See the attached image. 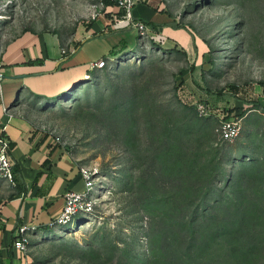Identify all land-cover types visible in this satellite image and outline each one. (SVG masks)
<instances>
[{"label":"rangeland","instance_id":"rangeland-1","mask_svg":"<svg viewBox=\"0 0 264 264\" xmlns=\"http://www.w3.org/2000/svg\"><path fill=\"white\" fill-rule=\"evenodd\" d=\"M164 1L203 59L133 40L66 98L26 101L96 171L92 211L29 231L26 264H264V0ZM100 2L0 0V43L23 30L79 38ZM224 109L241 125L231 142L215 132Z\"/></svg>","mask_w":264,"mask_h":264},{"label":"crops","instance_id":"crops-1","mask_svg":"<svg viewBox=\"0 0 264 264\" xmlns=\"http://www.w3.org/2000/svg\"><path fill=\"white\" fill-rule=\"evenodd\" d=\"M117 12L108 6L73 40L54 31L23 30L0 43V137L8 139L14 163L13 185L0 184V264H26V253L13 247L18 229L35 228L31 236L48 231L47 225L61 214L64 194L84 190L77 160L24 105L28 100L59 99L69 85L85 83L94 76L98 70H91V64L135 48L137 33L115 22L113 14ZM131 14L134 20L147 24L150 40L162 48L187 55L191 50L196 62L207 52L202 40L192 38L178 25L164 0H134ZM61 49L73 52L63 58ZM221 99L226 108L229 98ZM259 104L264 109V103Z\"/></svg>","mask_w":264,"mask_h":264},{"label":"built area","instance_id":"built-area-1","mask_svg":"<svg viewBox=\"0 0 264 264\" xmlns=\"http://www.w3.org/2000/svg\"><path fill=\"white\" fill-rule=\"evenodd\" d=\"M111 3L118 12L113 14L114 20L118 24H126L130 28H133L137 33V46L140 47L149 37V27L147 24L141 21L134 20L131 14V9L134 4V0H101L100 6L104 7L105 3ZM100 14L96 15L99 17ZM95 18V17H93ZM73 50L61 49V57L65 58L70 55ZM117 56L106 60H100L91 64V70L104 69L108 63L114 62ZM2 79V60L0 50V81ZM199 115L204 117L209 115V107L207 105L197 106ZM212 111V110H211ZM213 112H218L213 110ZM241 125L237 119L222 118L216 129V135L221 141L231 142L234 141L240 134ZM13 168L14 163L11 162L9 157V141L6 137H0V184L5 183L13 185ZM96 173L95 170L80 168V174L84 183V190L78 192H67L64 194V202L61 214L55 220L47 225V230L64 229L65 227L72 226L81 215H87L92 211V203L90 201V195L93 190V175ZM35 228L28 229L27 227H20L17 233V240L14 242L13 247L22 252H27L29 231H35Z\"/></svg>","mask_w":264,"mask_h":264},{"label":"trees","instance_id":"trees-1","mask_svg":"<svg viewBox=\"0 0 264 264\" xmlns=\"http://www.w3.org/2000/svg\"><path fill=\"white\" fill-rule=\"evenodd\" d=\"M107 6L109 5V7L110 6H113L111 3H109V2H107V3H105ZM158 46V48L161 50H169V52H170V50H172V51H174V52H178V53H182V54H185L184 52H182L181 50H175V49H164V48H162L160 45H157ZM76 48H77V46H76ZM104 60H106V59H104ZM219 95H221V96H225L224 94H222V93H219ZM68 96V95H67ZM67 96H61L59 99H62V98H66ZM253 106L256 108H258V107H260L258 104H253ZM262 111H263V113H264V109H262ZM223 112L226 114V115H224V118H229L230 117V115L232 114L231 112V110H228V109H224L223 110Z\"/></svg>","mask_w":264,"mask_h":264}]
</instances>
